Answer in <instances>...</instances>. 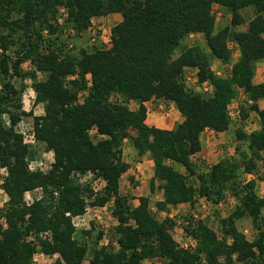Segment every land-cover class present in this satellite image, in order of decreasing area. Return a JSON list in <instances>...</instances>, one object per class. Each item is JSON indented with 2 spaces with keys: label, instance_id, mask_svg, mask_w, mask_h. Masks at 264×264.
<instances>
[{
  "label": "trees",
  "instance_id": "trees-1",
  "mask_svg": "<svg viewBox=\"0 0 264 264\" xmlns=\"http://www.w3.org/2000/svg\"><path fill=\"white\" fill-rule=\"evenodd\" d=\"M216 4L231 13L230 24L220 29L213 12ZM61 7L77 35L91 26L94 17L120 12L112 44L92 51L84 48L77 55L57 45L59 37H47L45 31L47 35L58 31ZM246 7L254 9V16L246 30H236L247 21L242 12ZM193 33L205 36L208 50L199 43L182 45ZM230 41L238 43L240 56L230 76H219L212 59L231 63ZM262 59L264 0H0V165L8 171L3 188L9 197L0 208V264H33L39 251L58 255L50 264H141L153 257L165 264H264V197L258 195L255 178L239 180L241 169L254 172L264 160V108L259 105L264 82L253 80ZM25 62L34 69L23 71ZM187 67L198 69L200 81L213 83V95L187 89ZM38 72L46 77L38 79ZM16 77L33 81L34 104L44 105L43 115L23 108L25 85L18 87ZM241 89L251 100L249 111L260 118L259 129L237 130V136L248 142L249 155L237 147L242 159H222L199 171L192 156L202 150V133L229 129V107ZM84 90L87 95L80 101ZM113 94L123 100L112 101ZM152 99L174 101L184 119L170 129L149 125L146 102ZM131 100L138 103L136 109L130 107ZM241 114L246 118L248 111ZM27 116L33 117L37 139L54 152L46 173L29 167L34 151L17 131ZM93 128L96 136L90 132ZM125 138H130L139 157L149 153L154 162L150 188L162 189L156 202L159 210L195 204L198 195L218 203L231 188L239 203L221 220V235L205 219L188 217L184 230L196 244L183 247L173 234L175 220L158 218L149 196H140L135 206L121 193V177L130 167L123 158ZM88 170L107 180L104 194L94 196L90 185L73 179L74 171ZM39 187L42 197L28 204L25 193ZM112 198L118 221L114 238L100 248L93 246L85 263L90 247L75 238L71 215ZM245 217L257 230L252 240L238 227V220ZM45 232L52 238L44 237Z\"/></svg>",
  "mask_w": 264,
  "mask_h": 264
},
{
  "label": "rangeland",
  "instance_id": "rangeland-1",
  "mask_svg": "<svg viewBox=\"0 0 264 264\" xmlns=\"http://www.w3.org/2000/svg\"><path fill=\"white\" fill-rule=\"evenodd\" d=\"M216 12H220L221 14L216 19V26L217 29H220L228 24H230L231 21V13L227 11L223 7H217ZM243 14L246 18V22L250 20L254 16V9L252 7H246L243 9ZM67 18V10L64 7L60 8V13L58 14V31L53 35H47V30L45 31V34L47 37H59L56 40L57 45H62L67 51H70L71 53L77 55L81 49H87L89 51L94 50L98 47H105L106 44L100 40V42L97 45H93L92 41L90 39V34L83 33L80 35H77V33L74 32L72 29V26L69 22L66 21ZM118 21L115 19H109V18H95V23H106L108 27H113ZM246 23L241 24L240 26L236 27V30H243L246 28ZM231 42L232 49V62L231 63H223L217 58L212 59V68L215 72H220L222 76L228 77L231 74V67L233 64V59L237 57L238 52L237 49L234 48V41ZM199 43L202 45L206 50H208L205 36L202 33H193L190 34L186 39L182 41V45H192ZM181 52V47H179L176 52L175 56H177ZM264 67V65H263ZM23 71H27L30 69H34V66L30 62H25L21 66ZM263 76V75H262ZM260 76V77H262ZM46 77V74L43 72H38V79H44ZM16 85L20 87L22 84L25 85V91L22 93V103L24 109H39L43 107V104H37L35 105L33 103V81L29 78L27 79H21V78H15L14 79ZM120 100V98H119ZM123 100V99H122ZM136 102V101H135ZM158 101L157 99H152L151 103L148 105L150 106V113L147 115V123L149 125H155L161 128H171L175 127L177 123H179L180 118L176 116L173 109L171 110L170 104L166 102V108L164 110H160L158 108ZM262 101V105H263ZM130 104V102H129ZM249 104L250 102L245 97V93L239 92L236 99L231 104V110L234 113H242L243 110L248 111V113H252V111L249 112ZM135 105V103H134ZM133 106V105H132ZM39 113V112H38ZM37 114V113H36ZM28 120H24V122L21 124V126L24 127H31L33 126V121L31 116H28ZM28 121H30L28 124ZM231 123H236L239 121V118L236 117L231 120ZM18 129H21L20 126L17 127ZM241 128H237L233 130V133L224 134L222 136H214L213 139H216V143L212 148L205 147V150L202 151L198 155L192 156L193 162L197 165L199 171H207L210 169V167L226 158H234L242 159L243 156L241 155V152L237 150V147L240 148V151H244L247 155H249V148H248V142L241 140L237 136V130ZM133 131V130H132ZM96 136V135H95ZM31 145V146H30ZM29 147L33 149L32 158L34 159H40L41 157H45L48 160L51 159V153L46 148V144L43 141H38L36 144L32 145L30 144ZM179 169L185 170L184 167L180 165H176ZM48 172V171H47ZM187 173V171L185 170ZM46 173V171H44ZM7 170L3 168L0 165V179L3 177H6ZM255 178L257 180V192L258 195L261 197H264V160L260 161L258 163L257 168L254 170V172L248 173L244 169L240 170L239 180L245 182L248 179ZM5 179V178H4ZM190 182L196 183L198 185L197 180H195V177H190ZM4 183V182H3ZM3 183L0 184V208L3 207L9 198L7 195V192L3 188ZM133 187L139 186V189L136 190V193H129V197H131V203L137 204L139 195H149L150 197V208L151 210L157 215L158 218L163 219L166 217H171L173 220H175V227L173 229V234L179 243V245L183 246L185 244H192L190 246H194L196 244V240L190 235L186 233L184 230V224L186 221V218L188 217H194L196 219H205L209 225L214 228L220 235H221V220L223 218H226L229 216V214L235 209L237 204L239 203V199L234 194V192L231 190V188H228L224 194L223 199H221L218 203H214L206 199V197H202L200 195L197 196L195 204H184L180 206H170L166 210H159L156 206V202L162 198V189L158 186H156L155 191H151L150 188V180L148 181H134L132 182ZM39 190L35 189L32 190V192L28 193V197H36L38 195ZM27 197V198H28ZM109 208L107 209V214H104V219L108 221V234L107 237L111 239L113 237L114 228L117 225L118 221L116 217H113L112 211L114 207V200L112 202L108 203ZM262 216L264 218V209L262 212ZM92 217V216H90ZM238 227L240 230L244 231L249 239H254V237L257 234V230L252 224V220L250 217H245L238 220ZM101 224L96 222V218L92 219L90 222V226L88 229H79L78 232L75 234V238L83 243L89 244V252L87 254V257L85 259V263H89V260L92 257V247L100 248V244L103 242V232L101 231ZM84 230H91L90 235H85ZM100 233L101 237H100ZM88 236V237H86ZM114 238V237H113ZM57 256L51 255L48 256L44 253H37L34 257L33 264H49L53 262ZM144 264H165V260L158 257L149 258L147 262ZM234 264H240L239 262H235Z\"/></svg>",
  "mask_w": 264,
  "mask_h": 264
},
{
  "label": "built area",
  "instance_id": "built-area-1",
  "mask_svg": "<svg viewBox=\"0 0 264 264\" xmlns=\"http://www.w3.org/2000/svg\"><path fill=\"white\" fill-rule=\"evenodd\" d=\"M217 7H218L217 4L213 5V12L216 14V18L221 14L220 12L215 11ZM112 28L113 27H108L106 25V23H98V24L92 23L91 26H89V28H87L86 30H88V33L90 34V39H91L93 45H97L100 42V40H102V42L104 44H106V46H110L112 44ZM83 33H86V32L85 31L81 32V34H83ZM233 43L235 45L234 48L237 49V52L239 54L240 50H239L238 43L237 42H233ZM229 47H230L231 52H232L233 47H231V42H229ZM215 73L219 76H222L220 72H215ZM184 82L186 84L187 89L191 92H194V93L200 92L206 96H211L214 93L213 83H211L209 80L200 81L197 68L187 67L185 69ZM1 87H2V85H0V88ZM86 95H87L86 90L81 91L79 94L80 101H83V99ZM35 97H36V93L34 91V94H33V100L34 101H35ZM119 98H120V101H122V97L119 94H113L110 97V99L112 101L119 100ZM34 101H33V103H34ZM151 101L152 100L147 101L146 103L149 104V103H151ZM148 104H146L147 105V115H149L150 109H151ZM158 108L160 110H164L166 108L165 100H161L158 103ZM229 115H230L231 119H234L235 117L236 118L240 117L239 113H234L231 110V105L229 107ZM21 124L22 123H19V125H18L21 127V129L17 128V131L23 134L24 142L27 143L28 145L36 144L39 140L37 139V137L35 135L34 125L31 127H27V128L24 127L23 128L21 126ZM90 132L92 133V136L97 134L96 128H93ZM214 132L217 133L216 131H214ZM49 152L51 153V159H49V160L45 157H41L40 159H34V158H32V156H30L29 157L30 169L32 171H40V172L49 171L52 168L53 162L55 160L54 159V152L52 150H49ZM7 174H8V171H7ZM7 174H6V176H7ZM72 177L76 183L81 184L82 186L90 185V187L94 191V196L102 195L105 192L107 180L103 176L99 175L98 172H95L92 170H88L86 172L74 171L72 174ZM4 178L5 177L0 179V184H2L4 182V180H5ZM37 190H39V192L35 198L32 196L30 198L28 197V193L32 192V190H29L25 193V200L28 204H31L35 199L42 197V195H43L42 188L39 187V188H37ZM56 194H57V192H56ZM113 200L114 199L112 198L111 200L106 202L104 205L89 206V207H87L85 213H83V214L71 215L68 212L67 215H71L72 222H73V225L75 227L74 236L78 232L79 229H81V230L82 229H88L90 226L91 220L96 218V222L101 224V226H102L101 231L104 233L103 234V236H104L103 242L100 244V246L102 247L103 245H107L109 243L110 239H109V237H107L108 221H106L104 219V214L105 215L107 214V209L109 208L108 203L112 202ZM112 215H113V212H112ZM90 216H92V217H90ZM113 217H115V216L113 215ZM43 235H44V237H47L48 239L52 238L51 232H45ZM86 237H88V236H86ZM114 245L116 247H118V244L116 242L114 243ZM190 245H192V244H190ZM190 245L185 244V245H183V247H189ZM40 252L41 251H39L37 253H40ZM41 253H43V252H41ZM35 255H34V257H35ZM46 255L51 256L52 254H46ZM55 256L58 257L57 254H55ZM148 259L149 258H145L144 260H142L141 264H144L145 262H147ZM33 260H34V258H33Z\"/></svg>",
  "mask_w": 264,
  "mask_h": 264
},
{
  "label": "crops",
  "instance_id": "crops-1",
  "mask_svg": "<svg viewBox=\"0 0 264 264\" xmlns=\"http://www.w3.org/2000/svg\"><path fill=\"white\" fill-rule=\"evenodd\" d=\"M109 18V19H115L118 22L122 20V14L120 12H114V13H110L107 15H101V16H96L93 18L92 23H95V18ZM117 22V23H118ZM246 25L248 24V22H245ZM244 25V24H243ZM247 26L245 29L246 30ZM85 32L87 33L88 30H85ZM192 35V34H191ZM240 53L237 55V57H235V59H233V63L237 61V59L239 58ZM264 59L260 60L257 62V66H256V71H255V75H254V82L258 83V82H264ZM263 75V76H262ZM262 76V77H260ZM240 92H244L243 89L240 90ZM245 93V92H244ZM245 97L248 99L249 102H251V100H249L248 96L245 94ZM158 101H161L162 99H157ZM262 101L264 102V99L259 101V105L261 108H264V103L262 105ZM167 103L170 104L171 110L175 109L174 113L176 114V116L178 118H180L181 122L184 119V116L182 115V113L178 110L176 104L174 101H165ZM135 103V105H134ZM148 104V103H146ZM130 107L132 109H136L138 107V103L131 100L130 101ZM133 105V106H132ZM38 107V105H37ZM28 110V109H26ZM29 111V110H28ZM39 112V113H38ZM250 112V111H249ZM34 113L37 115H43L45 113V109H44V105L43 107L39 108V109H34ZM240 114L239 117V121L236 123H231L230 127L228 130L222 131V132H218L215 133L214 130L211 129H206L201 136V140H202V150L200 152H198L195 155L200 154L202 151L205 150V147H209L212 148V146L215 145L216 143V139H213L214 136H222L224 134H228V133H233V130L237 129V128H241L244 132L246 133H250L254 130H257L260 128V118L258 113L252 111V113H248L246 118H242V114ZM28 116L25 117L20 123H23L24 120H28ZM32 121H33V117L31 116ZM237 120V118H236ZM30 121H28V124ZM19 125V124H18ZM18 127V126H17ZM173 128V127H171ZM170 129V128H169ZM131 135H135L136 131H131L130 130ZM215 138V137H214ZM122 150H123V158L126 162H128L130 164L129 169L122 175L121 180H120V191L122 194L124 195H129V193H136V190L139 189V186L133 187L132 182L134 181H148L151 180L153 174H154V162L150 156L149 153L139 157L137 155L136 149L132 143V141L130 140V138H125L122 144ZM158 185V184H157ZM140 196H149V195H139L138 198ZM136 198L138 200L137 204H134L135 206L139 204V199ZM184 204H190V203H182L179 204L180 205H184Z\"/></svg>",
  "mask_w": 264,
  "mask_h": 264
}]
</instances>
